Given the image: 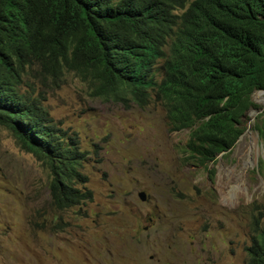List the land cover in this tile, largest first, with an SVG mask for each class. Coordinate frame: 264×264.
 Instances as JSON below:
<instances>
[{"label": "rangeland", "instance_id": "obj_1", "mask_svg": "<svg viewBox=\"0 0 264 264\" xmlns=\"http://www.w3.org/2000/svg\"><path fill=\"white\" fill-rule=\"evenodd\" d=\"M26 84L84 154L75 188L91 199L57 209L46 166L0 126V264H245L264 229V93L231 150L202 167L183 152L189 130L127 92L97 96L91 73Z\"/></svg>", "mask_w": 264, "mask_h": 264}, {"label": "trees", "instance_id": "obj_2", "mask_svg": "<svg viewBox=\"0 0 264 264\" xmlns=\"http://www.w3.org/2000/svg\"><path fill=\"white\" fill-rule=\"evenodd\" d=\"M33 72L91 73L99 97L160 106L174 131L189 130L186 159L207 167L264 91V0H0V126L46 166L63 210L91 199L75 188L84 154L21 92ZM246 255L264 264V229Z\"/></svg>", "mask_w": 264, "mask_h": 264}, {"label": "water", "instance_id": "obj_3", "mask_svg": "<svg viewBox=\"0 0 264 264\" xmlns=\"http://www.w3.org/2000/svg\"><path fill=\"white\" fill-rule=\"evenodd\" d=\"M259 93H264V91H259ZM247 113L249 114V116L252 114V112H250L249 110ZM137 197L140 199V201H144L146 199V194L145 192H139L137 194Z\"/></svg>", "mask_w": 264, "mask_h": 264}, {"label": "bare ground", "instance_id": "obj_4", "mask_svg": "<svg viewBox=\"0 0 264 264\" xmlns=\"http://www.w3.org/2000/svg\"><path fill=\"white\" fill-rule=\"evenodd\" d=\"M242 150H240V152H241ZM227 174V173H226ZM225 176V175H224ZM224 178V177H223ZM226 179H227V177H226ZM225 193V192H224ZM223 195V194H222Z\"/></svg>", "mask_w": 264, "mask_h": 264}, {"label": "clouds", "instance_id": "obj_5", "mask_svg": "<svg viewBox=\"0 0 264 264\" xmlns=\"http://www.w3.org/2000/svg\"><path fill=\"white\" fill-rule=\"evenodd\" d=\"M256 92H259V91H256ZM231 150V149H230Z\"/></svg>", "mask_w": 264, "mask_h": 264}]
</instances>
